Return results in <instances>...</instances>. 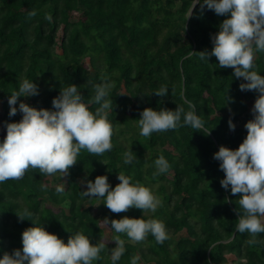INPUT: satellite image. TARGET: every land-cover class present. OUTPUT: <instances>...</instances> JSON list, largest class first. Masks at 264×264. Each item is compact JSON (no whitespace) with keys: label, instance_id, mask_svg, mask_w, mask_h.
I'll return each instance as SVG.
<instances>
[{"label":"trees","instance_id":"1","mask_svg":"<svg viewBox=\"0 0 264 264\" xmlns=\"http://www.w3.org/2000/svg\"><path fill=\"white\" fill-rule=\"evenodd\" d=\"M202 0H0V142L9 116V95L23 79L33 80L39 94L20 97L36 109L52 108L61 88L75 84L85 103L94 95L92 85L113 82L109 93L113 111V148L102 156L82 150L64 178L29 170L19 181L0 183V258L22 249V232L34 226L16 213L27 208L48 232L67 243L80 232L93 244L105 243L101 259L112 264L110 249L117 235L104 218H154L167 228L169 239L157 244L149 237L133 243L125 235V253L117 264H264V242L249 244L239 233V197L222 188L224 178L214 153L220 146L237 149L247 135L245 124L254 118L259 95L241 91L246 83L233 69L219 68L211 52V37L227 16H219ZM31 13H35L31 15ZM51 17V20L47 17ZM256 70L264 76V53H257ZM166 87L164 97L154 93ZM204 121V129L190 126L151 137L139 134L138 119L145 108L188 111V103ZM95 111L99 105L89 103ZM18 116V117H17ZM235 124L230 130L229 120ZM183 123V116L181 117ZM210 134L207 135V131ZM132 149L136 159L124 163ZM163 155L170 164L166 174L154 177L155 160ZM140 181L161 200L155 213L138 209L114 214L102 198L83 197L86 182L100 175L114 188L118 173ZM41 184L47 185L46 190ZM63 185L64 192L55 189ZM109 231L111 240L103 237ZM257 240L264 241V234Z\"/></svg>","mask_w":264,"mask_h":264},{"label":"clouds","instance_id":"2","mask_svg":"<svg viewBox=\"0 0 264 264\" xmlns=\"http://www.w3.org/2000/svg\"><path fill=\"white\" fill-rule=\"evenodd\" d=\"M200 0H198V3ZM219 16H227L220 25L218 33L211 37V52H199L200 59L209 61L215 57L219 68L233 69L236 79H243L241 91H255L252 113L254 118L245 124L247 135L235 150L220 146L214 153L219 161V168L224 173L220 181L222 188L239 197L236 225L239 233L247 232L251 239L249 244L261 243L257 240L264 234V76L256 70L257 53H264V0H202L204 6ZM35 13H31L34 15ZM51 20V17H47ZM113 82L106 81L92 85L94 95L85 103L75 84L61 88L60 94L52 100V108L36 109L24 102L17 103L20 97H32L39 94L33 80L23 79L18 90L9 95V116L19 111L22 118L18 122L6 123V136L0 142V183L9 180L19 181L31 170H38L46 176L67 177L69 170L76 165L82 150L96 156H102L113 148L114 127L109 120L113 111V101L109 93ZM164 97L168 94L166 87L154 93ZM99 105L92 111L88 104ZM188 103V111L177 105L175 110L145 108L138 119L139 134L151 137L153 133H166L180 127L190 126L195 131L204 129V121L196 114L195 106ZM183 116V123L181 117ZM230 130L235 124L229 120ZM207 131V130H205ZM210 131H207V135ZM136 156L132 149L124 153V163L131 164ZM157 171L154 177L166 174L170 164L161 155L155 160ZM120 181L114 188L108 177L97 176L86 182L83 197L102 198L104 205L114 214L138 209L143 213H155L161 200L152 190L140 181L118 173ZM46 190L47 185L41 184ZM58 194L64 192L63 185L56 187ZM18 218L32 221V227L22 232V249H15L11 254L4 253L0 264H93L101 259L100 253L106 249L101 242L93 244L89 237L77 232L65 243L56 234L48 232L27 208L16 213ZM104 223L117 234L113 241L110 258L117 264L125 253V235L133 243L144 242L151 235L157 244L169 239L166 225L154 218L120 219L104 218ZM139 257L132 256L130 264H138Z\"/></svg>","mask_w":264,"mask_h":264},{"label":"rangeland","instance_id":"3","mask_svg":"<svg viewBox=\"0 0 264 264\" xmlns=\"http://www.w3.org/2000/svg\"><path fill=\"white\" fill-rule=\"evenodd\" d=\"M24 103H27V101L25 100L24 101ZM10 110V109H9ZM9 110H8V112H9ZM19 112V111H18ZM0 114L2 115V112L0 111ZM16 117V116H15ZM18 117V116H17ZM103 239L105 240V241H107V240H111V236L109 235V231H107L106 233H105V236L103 237Z\"/></svg>","mask_w":264,"mask_h":264}]
</instances>
